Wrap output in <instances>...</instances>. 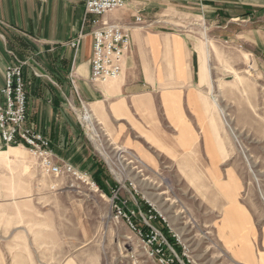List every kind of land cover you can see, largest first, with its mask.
<instances>
[{
    "label": "rangeland",
    "instance_id": "374dc122",
    "mask_svg": "<svg viewBox=\"0 0 264 264\" xmlns=\"http://www.w3.org/2000/svg\"><path fill=\"white\" fill-rule=\"evenodd\" d=\"M211 3L130 0L104 16L140 14L186 39L200 78L165 79L124 119L68 102L90 157L65 159L78 175L47 174L24 145L0 149V264H264V71L240 36L264 25V7L221 32Z\"/></svg>",
    "mask_w": 264,
    "mask_h": 264
},
{
    "label": "crops",
    "instance_id": "0c3cea01",
    "mask_svg": "<svg viewBox=\"0 0 264 264\" xmlns=\"http://www.w3.org/2000/svg\"><path fill=\"white\" fill-rule=\"evenodd\" d=\"M206 1L215 6L210 11L217 22L223 23L219 25L221 32H226L232 20L248 16L243 15L246 11L264 7V0ZM233 2H239L242 9L228 16V6ZM92 29L91 22H85V0H0V88L7 66L17 59L27 61L24 75L30 123L50 139L59 160L84 152L81 165L90 157L85 156L86 142L67 111L68 102L86 100L97 107L93 108L96 114H103L102 104L114 119H124L138 109L135 103L158 94L165 79L179 81L185 76L194 83L200 78L198 50L186 39L173 37L163 29L153 32L150 26L133 29L132 50L125 58L122 74L106 83L93 84ZM80 32L83 38L75 47L72 42ZM240 34L247 40L258 69L264 71V25L241 30Z\"/></svg>",
    "mask_w": 264,
    "mask_h": 264
},
{
    "label": "built area",
    "instance_id": "2783aa9c",
    "mask_svg": "<svg viewBox=\"0 0 264 264\" xmlns=\"http://www.w3.org/2000/svg\"><path fill=\"white\" fill-rule=\"evenodd\" d=\"M129 1L85 0V22L90 21L93 26L94 41L90 76L93 84L106 83L122 74L125 58L132 50L133 29L150 26V23L146 22L140 14H136L135 21L129 24L104 19L108 12L125 7ZM82 38L83 33L80 32L73 40V46L78 47ZM26 64L27 61L17 59L5 70L4 83L0 88V149L11 145L27 146L39 159L40 166L47 174L57 175L69 172L78 175L79 171L70 163L58 159L51 148L50 139L29 122V92L24 75ZM85 175L81 178L98 188L97 182L90 181V178L88 179ZM130 224L136 229L131 221Z\"/></svg>",
    "mask_w": 264,
    "mask_h": 264
},
{
    "label": "bare ground",
    "instance_id": "6f19581e",
    "mask_svg": "<svg viewBox=\"0 0 264 264\" xmlns=\"http://www.w3.org/2000/svg\"><path fill=\"white\" fill-rule=\"evenodd\" d=\"M92 119H90V116L87 117V123H88V130L91 132V135L94 139L98 137L97 130L94 127L93 123L91 122Z\"/></svg>",
    "mask_w": 264,
    "mask_h": 264
},
{
    "label": "trees",
    "instance_id": "16d2710c",
    "mask_svg": "<svg viewBox=\"0 0 264 264\" xmlns=\"http://www.w3.org/2000/svg\"><path fill=\"white\" fill-rule=\"evenodd\" d=\"M96 179L100 182V178H99V176H96ZM156 218L158 219L159 218V216L156 214ZM161 220V219H160ZM170 243H171V245L174 247V248H176L178 251H180L181 250V246L177 243V241L175 240V239H173V238H170Z\"/></svg>",
    "mask_w": 264,
    "mask_h": 264
}]
</instances>
